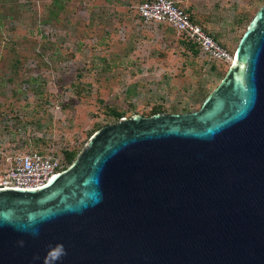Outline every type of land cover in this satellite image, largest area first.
Segmentation results:
<instances>
[{
  "label": "water",
  "instance_id": "obj_1",
  "mask_svg": "<svg viewBox=\"0 0 264 264\" xmlns=\"http://www.w3.org/2000/svg\"><path fill=\"white\" fill-rule=\"evenodd\" d=\"M55 245L57 264H264V1L196 110L120 116L47 183L0 187V264Z\"/></svg>",
  "mask_w": 264,
  "mask_h": 264
},
{
  "label": "rangeland",
  "instance_id": "obj_2",
  "mask_svg": "<svg viewBox=\"0 0 264 264\" xmlns=\"http://www.w3.org/2000/svg\"><path fill=\"white\" fill-rule=\"evenodd\" d=\"M176 1L232 53L264 0ZM138 2L0 0V174L27 151L66 167L65 153L115 113L193 111L217 85L228 64L193 51L166 23L140 20Z\"/></svg>",
  "mask_w": 264,
  "mask_h": 264
},
{
  "label": "built area",
  "instance_id": "obj_3",
  "mask_svg": "<svg viewBox=\"0 0 264 264\" xmlns=\"http://www.w3.org/2000/svg\"><path fill=\"white\" fill-rule=\"evenodd\" d=\"M135 12L144 22L166 23L212 63L229 64L232 60V53L173 0H139ZM63 168L60 159L54 155L40 151L14 154L0 174V187L36 188L47 183Z\"/></svg>",
  "mask_w": 264,
  "mask_h": 264
},
{
  "label": "clouds",
  "instance_id": "obj_4",
  "mask_svg": "<svg viewBox=\"0 0 264 264\" xmlns=\"http://www.w3.org/2000/svg\"><path fill=\"white\" fill-rule=\"evenodd\" d=\"M31 234L33 236H38L39 229L33 228ZM19 243L21 246H23V241H20ZM66 254L67 253L63 245L49 246L48 252L46 254L45 264H57V261H59ZM34 259H39V257H35Z\"/></svg>",
  "mask_w": 264,
  "mask_h": 264
},
{
  "label": "trees",
  "instance_id": "obj_5",
  "mask_svg": "<svg viewBox=\"0 0 264 264\" xmlns=\"http://www.w3.org/2000/svg\"><path fill=\"white\" fill-rule=\"evenodd\" d=\"M185 11H186V10H185ZM186 12H187V11H186ZM182 41H183L185 44H187V45H188L193 51H197V49L194 47V45L190 44V43L187 42V41H184V40H182ZM158 109H159V108H157V109H153L151 113L159 112ZM120 116H122V115H120L119 113H115V120H116L117 118H119ZM74 155H75L74 152H71V151L65 153V158H66L67 162H70V161L73 159Z\"/></svg>",
  "mask_w": 264,
  "mask_h": 264
},
{
  "label": "crops",
  "instance_id": "obj_6",
  "mask_svg": "<svg viewBox=\"0 0 264 264\" xmlns=\"http://www.w3.org/2000/svg\"><path fill=\"white\" fill-rule=\"evenodd\" d=\"M173 1H174V0H173ZM180 1H182V0H180ZM174 2L177 4V1H176V0H175ZM177 5H178V4H177ZM183 5H184V4H183Z\"/></svg>",
  "mask_w": 264,
  "mask_h": 264
}]
</instances>
